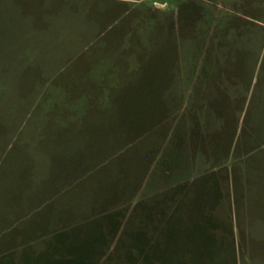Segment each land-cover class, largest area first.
I'll return each instance as SVG.
<instances>
[{"label": "rangeland", "instance_id": "374dc122", "mask_svg": "<svg viewBox=\"0 0 264 264\" xmlns=\"http://www.w3.org/2000/svg\"><path fill=\"white\" fill-rule=\"evenodd\" d=\"M110 95L134 101L111 133L79 112L90 99L94 114V100ZM162 100L166 120L147 136L142 123ZM176 120L193 124L180 140L196 160L181 224L174 204L139 225L149 200L128 217L127 206L72 216L69 199H50L76 163L84 187L130 179L144 146L156 151L136 183L156 160L169 167ZM0 123V264H264V0H0ZM54 125L83 142L55 136L47 164ZM145 239L147 248L126 246ZM79 241L98 244L83 251Z\"/></svg>", "mask_w": 264, "mask_h": 264}, {"label": "crops", "instance_id": "0c3cea01", "mask_svg": "<svg viewBox=\"0 0 264 264\" xmlns=\"http://www.w3.org/2000/svg\"><path fill=\"white\" fill-rule=\"evenodd\" d=\"M80 97V96H79ZM87 103L86 106H83L82 108H80V113L83 110H86V112L90 113L92 116H94L95 118V126H100V128L103 131H107L109 133L115 131V129L113 128V126L110 124V120L114 121V116H116V112L122 113V112H126L129 111L132 108V103H134L133 98L131 96L129 97H124V96H99L97 97L96 100H94V104H99L98 107H96L98 109L97 112L91 113L88 107L89 104V100L87 99ZM163 100L160 102L161 103V107L160 105L158 106V108L156 109L157 114H155V116L153 118H151V114L150 111H154L153 107L151 106L150 111L147 113V115L149 116V124L144 125L145 122L142 123V127L143 129L146 130V132H148V135L151 134L152 132H154L155 130H157V128H159L158 126L164 122L166 120V113L165 112V103H162ZM126 105H129V108L127 109ZM183 108V107H182ZM149 109V108H148ZM87 113V114H88ZM169 114V113H168ZM192 114V113H191ZM190 114V116H191ZM77 117H73V120H81V117L79 115H76ZM147 116V117H148ZM151 120V121H150ZM153 120V121H152ZM157 121V123H156ZM2 123V122H1ZM0 123V124H1ZM5 123H2V127L4 128ZM175 126L176 128V132L179 131V137H178V144H177V148L174 147V149L172 150L174 155H173V160L170 157V166H164L163 162H160V160H156V162L152 165V167H150L151 169L149 170V177L143 181L142 183H136V179L140 176V172L141 168H145L146 166L144 165V161L147 159L148 154L150 153V150L153 149L151 148V145L149 147L144 146L143 148H141L142 152L138 154L137 159H134L131 164L133 163V166L135 165V161H142L141 164L137 165L136 167L141 166L140 169L138 170H134V168H132V170H130V172L128 173V175H130V179H123L121 182V184H117L116 181H113L109 178H105L106 181H104V177H100L99 179H96V182L93 180L90 181L89 183H86V187L83 186V180L85 177V174L87 172L84 173V171L80 172L79 171V167H81L80 165L78 166V163H76L74 166L75 168H78L77 170L73 171L74 175L71 176L70 178H63L62 179V186L59 188H55L52 187V189L50 190V199H69L70 204L68 206L71 205L70 209L72 211H70L72 214V216L75 215H83V216H88V215H92L94 213L95 210H99L100 208L103 207H107V206H112L114 208H117V212H119L120 210H122L124 207L128 208L127 211V216L131 217L132 211L134 210V206H137L139 203L143 202L145 200L146 201H150L149 205H140L139 207V215H141V220L138 223L139 225L142 222V216L145 217V215H149L150 219H151V215L152 213L155 215L158 212L160 221L161 218L164 216L166 208L168 205H173L176 207V214L175 216L177 217V219L179 220L177 223L181 224L183 217L187 216L186 212L192 210L189 208H182L181 203L183 201L184 195L183 193H185V191H187V186L189 183V180H187V178L184 176V173L186 171V173H188L187 171L189 169L194 168L195 166V159L194 161L191 163L189 160V157H187L188 153L186 152V150H184L183 146L181 145V143L183 141L180 140V135L181 138H184V135H187L186 133V129H191L193 126V124H188L187 122L184 123V121H181V130L178 128L177 125V120L175 121ZM186 126V127H185ZM188 126V127H187ZM55 127V125H54ZM141 127V129H142ZM59 128L55 127V130L50 131L48 134L46 133L48 139H47V150L48 152H50L48 154V160H47V164H50L54 159V153L55 152H51V149L55 146V136H59L64 134V142L66 143L65 145H80L83 141L80 137L77 138H68V135L73 134L74 136H79L80 132H78V129H70L69 127L67 128H63V130L61 131V129L57 130ZM134 129L136 130L135 126L133 125L132 127H128V128H122V133H125L128 131L131 132V130L134 131ZM178 129V130H177ZM2 130V129H1ZM77 131L78 133H72V131ZM3 131V130H2ZM1 132V131H0ZM145 132V133H146ZM175 132V133H176ZM135 133V132H134ZM138 134H134V136H138V138L142 137V133L141 130H137ZM33 134V143H36V147H39V136H40V132L38 130L37 131H31V135ZM141 134V135H140ZM189 134V132H188ZM83 135V134H82ZM146 135L144 134V136L146 137ZM126 137H128V139H126L125 141H127L129 143H133L134 140L131 139V135H124ZM143 136V137H144ZM152 136V134L150 135V137ZM68 138V139H67ZM135 138V137H134ZM158 139V138H157ZM163 141V140H162ZM162 141H158V142H162ZM136 143V142H135ZM150 143H148L147 145H149ZM79 147V146H78ZM147 147V148H146ZM173 148V146H172ZM154 151H156L155 149H153ZM140 151V148H139ZM147 154V156H145ZM172 154V152H171ZM157 159V157H156ZM67 160H71V157H67ZM106 161L102 162V158L100 159L99 164H105ZM150 162V161H149ZM71 165V164H70ZM130 166V165H129ZM36 173L38 171V163H36ZM151 173V174H150ZM84 175V176H83ZM106 175V174H105ZM133 175V176H132ZM130 180V181H129ZM126 181V182H125ZM80 184V186H79ZM117 184V186H116ZM206 188L207 191H209L210 189V181L206 183ZM90 189V190H87ZM175 189V193L173 192L171 195H168L169 191H172ZM196 190V189H195ZM119 192H122L121 194H119ZM162 194H167L168 197H164L162 196ZM210 196V195H208ZM152 199H156L154 201H152ZM74 200H78L77 203H73ZM88 200V201H87ZM92 200V201H91ZM129 201V202H126ZM174 202V203H173ZM129 203V204H128ZM131 203H134L133 205ZM158 206V207H157ZM89 210V211H88ZM209 212V211H208ZM206 212V213H208ZM205 214V213H204ZM203 220L204 224L203 225H208L210 224V221L208 219H205V217H208V215H203ZM166 224V222H165ZM135 225V224H134ZM132 226L135 229V226ZM161 225V222H160ZM163 225V224H162ZM148 227V226H147ZM149 228V227H148ZM150 230V228H149ZM147 231V230H146ZM130 241V240H129ZM133 241L127 242L129 244L126 243V246L128 249H131V247H136V246H145L148 247L150 245L149 241H146L145 239V243L140 244L136 241L135 244H131ZM92 245V244H91ZM90 245V246H91ZM92 247V246H91ZM94 247V246H93ZM125 247V245H124ZM85 259H83L84 261Z\"/></svg>", "mask_w": 264, "mask_h": 264}, {"label": "trees", "instance_id": "16d2710c", "mask_svg": "<svg viewBox=\"0 0 264 264\" xmlns=\"http://www.w3.org/2000/svg\"><path fill=\"white\" fill-rule=\"evenodd\" d=\"M79 242H80V241H79ZM71 243L76 244V243H78V242H70V244H71ZM80 243H81V245H82V250H83V251L86 250L87 247H91V246H90L91 244H94V245H95V244H98L97 241H94V243H91V244H90V242H88V243H86V245H84V243H82V241H81ZM146 248H147V247H146ZM70 249H73L72 246H70ZM74 249H76V248H74ZM85 256H86V258H87V257H90V255H85ZM82 263H83V262H82ZM143 264H144V263H143Z\"/></svg>", "mask_w": 264, "mask_h": 264}]
</instances>
